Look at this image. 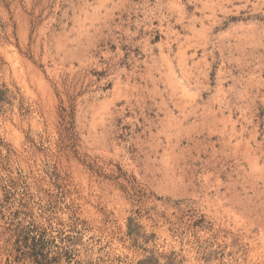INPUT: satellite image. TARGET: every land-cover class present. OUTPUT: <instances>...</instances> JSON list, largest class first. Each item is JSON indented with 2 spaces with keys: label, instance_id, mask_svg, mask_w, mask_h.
<instances>
[{
  "label": "rangeland",
  "instance_id": "rangeland-1",
  "mask_svg": "<svg viewBox=\"0 0 264 264\" xmlns=\"http://www.w3.org/2000/svg\"><path fill=\"white\" fill-rule=\"evenodd\" d=\"M0 264H264V0H0Z\"/></svg>",
  "mask_w": 264,
  "mask_h": 264
},
{
  "label": "trees",
  "instance_id": "trees-1",
  "mask_svg": "<svg viewBox=\"0 0 264 264\" xmlns=\"http://www.w3.org/2000/svg\"><path fill=\"white\" fill-rule=\"evenodd\" d=\"M33 239V242H34V245H32L30 248H31V250H32V252H30V255L32 256H36V257H45L44 256V254H43V252H42V250H41V248L42 247H40V249H39V251H37V249H38V247H37V245L35 244V242H36V240L34 239V238H32ZM42 245V244H41Z\"/></svg>",
  "mask_w": 264,
  "mask_h": 264
}]
</instances>
